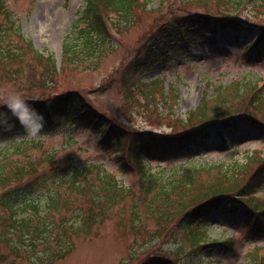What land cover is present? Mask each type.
<instances>
[{"label": "rangeland", "instance_id": "1", "mask_svg": "<svg viewBox=\"0 0 264 264\" xmlns=\"http://www.w3.org/2000/svg\"><path fill=\"white\" fill-rule=\"evenodd\" d=\"M5 1L13 14L12 19L19 26L22 40H31L34 48L44 56L52 54L58 72L54 78L46 72L44 75V64L35 61L26 46L21 51V58L0 59V96L16 90L36 101L70 92L81 93L94 110H99L128 132L163 135L182 132L188 115L203 98H214L219 88L222 93L233 95L237 84L241 88L249 80L256 79V87H264V44L258 49L262 55H256L255 49L251 48L259 32L249 36L244 30L222 26L218 21L232 17L245 25L264 27V0L245 4L230 0H151L148 7L139 8L137 25L127 30L112 28L117 46L100 59L98 66L64 59V42L86 0ZM199 15L210 16L212 23L208 26L199 23ZM108 16L111 19L117 17L112 12ZM178 19L186 27L184 30L190 32L188 34L195 31L188 41L176 42V38H182V31L170 36L169 42L151 35L153 26ZM193 19L195 22L191 21ZM3 20L4 15L0 13V21ZM7 39L0 38V49L5 45L15 48L21 43L17 33ZM147 48H151L150 54L154 50L161 51L166 59L135 68L132 61ZM91 59L97 60L94 56ZM157 77L164 78L165 92H169L174 84L176 91L170 94L178 97L171 96L165 101L159 94L154 99L147 96V84ZM208 105L211 107L213 102L209 101ZM241 105L250 106L255 118L264 124V100L258 104L253 100L252 104L246 101L241 104L236 99V106ZM60 122L57 129L50 127V132L44 135L41 132L39 138H28L25 129H18L12 136L17 140L43 141L30 150L32 156L55 149L58 163L63 166L94 162L102 164L124 185H141L143 180L138 170L126 167L132 159L126 149L120 152L116 146L100 144L101 133L94 132L87 124L68 123L65 118ZM249 123L250 120L242 122L241 131H225L224 141L217 131H213L211 137L199 140L190 152L180 151L165 157L145 155L147 163L152 165L150 173L158 172L161 167L171 170L191 163L242 164L251 151L264 154V130L261 129L264 125L251 127ZM11 139V136H0V146ZM197 175L200 184L211 179V174L206 171L201 170ZM253 201L256 205L264 204V187L258 189ZM146 224L151 228L156 226L152 220H147ZM167 229L166 237L158 236L143 244V239L132 232L128 213H117L97 227L92 235L80 238L74 252L54 264H141L148 254L163 252L176 264H186L189 257L195 264H254L252 257L264 264V232L251 230L240 210L234 212L223 207L191 229L177 225ZM206 234L209 241L231 239L232 243L224 247L209 242L193 252L194 241L204 239ZM14 264L32 263L20 260Z\"/></svg>", "mask_w": 264, "mask_h": 264}, {"label": "trees", "instance_id": "2", "mask_svg": "<svg viewBox=\"0 0 264 264\" xmlns=\"http://www.w3.org/2000/svg\"><path fill=\"white\" fill-rule=\"evenodd\" d=\"M150 1L86 0L85 7L78 10V16L64 42V59L98 66L100 59L117 46L112 28L127 30L137 25L140 21L139 8L148 7ZM253 1L256 0H230L237 4ZM109 12L115 13L117 17L111 19ZM0 13L4 15V23L0 21V38L7 41V37L17 33L21 42L15 48L2 46L0 59L21 58V51L27 46L33 59L44 64V75L46 72L50 78H54L58 72L56 58L52 54L44 56L34 48L31 40H22V33L12 19L13 14L5 0L0 2ZM191 21L195 22L194 19ZM197 21L208 26L212 18L199 15ZM218 21L222 26L244 30L249 36L258 31L251 48L255 49L256 55H262L258 49L264 44V27L245 25L232 17ZM180 22L181 19H178L153 26L151 35L169 42L170 36L182 31V38H176V42L188 41L195 31L188 34L190 32L185 31L186 27ZM150 49L147 48L132 61L135 68L154 60L166 59L161 51L154 50L150 54ZM92 56L97 58L95 62ZM257 85V79L249 80L241 88L237 84L233 95L222 93L221 88L217 89L214 98H203L188 115L183 122L182 132L163 135L128 132L99 110H94L81 93L70 92L32 101L47 118L41 134L49 133L50 127L57 129L60 120L65 118L68 123L87 124L94 132H100V144L116 146L120 152L126 149L132 158L131 164L126 163V167L137 169L143 180L139 187L124 185L102 164L84 162L63 166L58 163V151L55 149L32 156L30 150L43 141L15 139L12 136L14 132L24 128L10 115L9 118L15 121L14 126L8 129L0 125V136L12 137L10 142L0 146V264H14L20 260L32 264H54L71 255L80 238L92 235L97 227L117 213H128L132 232L143 239V244L158 236L166 237L170 225L191 229L210 213L223 207L234 212L242 211L251 230L264 232V204L256 205L253 201L258 189L264 187L262 152L251 151L242 164L234 162L225 166L224 163H191L171 170L161 167L154 174L150 173L152 165L147 163L145 156L165 157L180 151L190 152L199 140L211 137L213 131H217L218 137L224 141L225 131H241L240 125L246 120L251 121V127H262L264 124L255 118L250 106H236V99L241 104L245 101L252 104V100L258 104L264 100V87L257 88ZM147 87L149 89H145V94L153 99L156 94L165 101L171 96L178 97L170 94L176 91L174 84L169 92L164 91L162 77L155 78ZM209 101L213 102L211 107ZM72 116L75 118H70ZM261 129L264 130V127ZM201 170L211 174L209 182L200 184L197 173ZM147 220L154 221L156 226L151 228L146 224ZM207 239L206 234L204 239L195 240L193 252L209 242L224 247L232 243L231 239ZM251 259L254 264H261L257 258ZM141 264L176 263L169 254L163 252L148 254ZM186 264H195V260L189 257Z\"/></svg>", "mask_w": 264, "mask_h": 264}, {"label": "clouds", "instance_id": "3", "mask_svg": "<svg viewBox=\"0 0 264 264\" xmlns=\"http://www.w3.org/2000/svg\"><path fill=\"white\" fill-rule=\"evenodd\" d=\"M32 101L33 98L16 90H10L0 96V125L8 129L12 128L15 121L9 118L11 115L23 126L28 138H39L42 129L45 128L47 118L45 113Z\"/></svg>", "mask_w": 264, "mask_h": 264}]
</instances>
